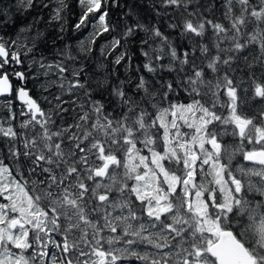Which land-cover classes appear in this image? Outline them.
I'll use <instances>...</instances> for the list:
<instances>
[{
  "label": "snow or ice",
  "instance_id": "obj_1",
  "mask_svg": "<svg viewBox=\"0 0 264 264\" xmlns=\"http://www.w3.org/2000/svg\"><path fill=\"white\" fill-rule=\"evenodd\" d=\"M14 10L35 15L13 32L0 7V264H264V0ZM70 16L50 59L41 26Z\"/></svg>",
  "mask_w": 264,
  "mask_h": 264
},
{
  "label": "trees",
  "instance_id": "obj_2",
  "mask_svg": "<svg viewBox=\"0 0 264 264\" xmlns=\"http://www.w3.org/2000/svg\"><path fill=\"white\" fill-rule=\"evenodd\" d=\"M14 3H15V0H0V7L7 5L10 9L13 10L14 15L18 17L15 20V23L10 25L13 32L20 25L25 24V23H30L33 16L35 15V13H33L31 16L24 15L23 13H15ZM73 20H74V17L70 16L68 19V25H67L69 27V31L63 34L64 35L63 40L59 39V36L61 34L58 29L52 28L50 26H41L42 31L46 29L48 45H47V48L45 49V53L49 56V58L52 57V55L55 53L57 48L63 46L65 43L71 44L73 46H75V44L77 43L76 40L80 34H73V32L71 31L70 26L73 23ZM173 39H177V36L175 34L173 35ZM129 48L139 49V44L130 45ZM48 49H51V51L49 52ZM96 55L98 56V52L96 53ZM129 55L131 56V66L118 68V73L122 79L128 77V75L134 76L136 74L135 69L138 67H142L141 62L143 60V57L140 55L139 51L130 50Z\"/></svg>",
  "mask_w": 264,
  "mask_h": 264
},
{
  "label": "rangeland",
  "instance_id": "obj_3",
  "mask_svg": "<svg viewBox=\"0 0 264 264\" xmlns=\"http://www.w3.org/2000/svg\"><path fill=\"white\" fill-rule=\"evenodd\" d=\"M43 31H45L46 32V29L45 30H43ZM76 42H77V40H76ZM98 52V51H97ZM98 56H99V52H98ZM50 59H51V57H50ZM126 73H127V71H126ZM128 76H132V75H128Z\"/></svg>",
  "mask_w": 264,
  "mask_h": 264
}]
</instances>
